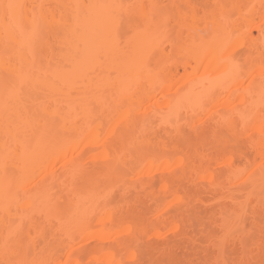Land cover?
<instances>
[{
  "label": "bare ground",
  "instance_id": "1",
  "mask_svg": "<svg viewBox=\"0 0 264 264\" xmlns=\"http://www.w3.org/2000/svg\"><path fill=\"white\" fill-rule=\"evenodd\" d=\"M262 75L264 0H0V262L261 264Z\"/></svg>",
  "mask_w": 264,
  "mask_h": 264
},
{
  "label": "snow or ice",
  "instance_id": "2",
  "mask_svg": "<svg viewBox=\"0 0 264 264\" xmlns=\"http://www.w3.org/2000/svg\"><path fill=\"white\" fill-rule=\"evenodd\" d=\"M5 13L8 16L9 19H12L16 17L17 15H22V10L24 8V5L22 4H14V3H8L4 6ZM10 91L15 95H20L24 90V84L21 82L19 85L15 83H11L8 85ZM261 97L264 99V75L261 77ZM2 264V262H0ZM17 264H26V262L19 261ZM240 264H253L252 261H241ZM261 264H264V261L261 262Z\"/></svg>",
  "mask_w": 264,
  "mask_h": 264
}]
</instances>
